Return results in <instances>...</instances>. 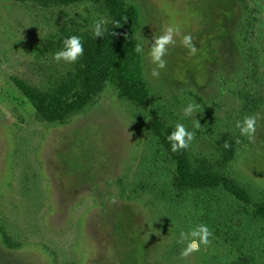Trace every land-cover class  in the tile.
Here are the masks:
<instances>
[{"label": "rangeland", "instance_id": "1", "mask_svg": "<svg viewBox=\"0 0 264 264\" xmlns=\"http://www.w3.org/2000/svg\"><path fill=\"white\" fill-rule=\"evenodd\" d=\"M121 1L139 11L134 40L143 45L148 108L108 82L81 110L50 123L14 81L47 90L75 72L81 57L53 59L59 35L94 37L95 21L110 23L105 0H0V264H264L257 214L264 205V0ZM168 26L180 32L152 77L151 41ZM185 34L194 38V56L180 43ZM193 102L198 112L185 117ZM151 111L167 127L194 131L190 158L240 181L252 203L221 187H175ZM252 115L250 140L235 125ZM200 224L213 233L211 243L181 256L180 232Z\"/></svg>", "mask_w": 264, "mask_h": 264}, {"label": "trees", "instance_id": "2", "mask_svg": "<svg viewBox=\"0 0 264 264\" xmlns=\"http://www.w3.org/2000/svg\"><path fill=\"white\" fill-rule=\"evenodd\" d=\"M26 1V0H17ZM40 6L52 4L71 5L80 0H29ZM110 23L103 37H92L89 34L64 31L59 35L56 48H63L64 39L76 35L82 40L84 52L76 63L75 72L59 84L47 90L32 87L25 82L14 83L26 101L33 107L37 116L44 121L61 122L65 117L78 112L102 87L110 82L121 95L136 106L147 109L149 94L142 70L141 53L135 52V23L139 17L136 7L121 0H105ZM126 19V20H125ZM119 22L120 26H116ZM116 33L115 36L110 33ZM150 125L154 136L174 163V186L179 190H200L223 188L237 201L250 205L252 200L244 185L233 177L216 172L207 161H193L187 149L172 152L168 135L174 129L165 126L153 111ZM232 158V148L225 149ZM258 216L264 218V205L257 207ZM229 264H244L234 261Z\"/></svg>", "mask_w": 264, "mask_h": 264}, {"label": "clouds", "instance_id": "3", "mask_svg": "<svg viewBox=\"0 0 264 264\" xmlns=\"http://www.w3.org/2000/svg\"><path fill=\"white\" fill-rule=\"evenodd\" d=\"M81 14H84L83 9H81ZM108 23L109 21L105 18H100L95 21L92 26L94 37H103L107 31L106 25ZM119 26V22H116L115 27ZM179 32V28L175 26H168L163 30L161 35L153 37L149 51L150 61L155 65L151 71L152 77H159L160 71L166 67L167 61L165 56L169 54V48L175 46V37L179 35ZM110 35L115 36L116 33L111 31ZM145 43L148 44L149 41L145 39ZM180 43L188 50V54L190 56L197 54L198 49L195 46L194 38L191 34L183 35ZM134 50L138 54L143 52V45L137 44ZM83 52L84 47L81 38L79 36L72 35L64 39L62 50L54 53L53 59L56 62L65 61L67 63H75L83 55ZM198 109L199 105L193 102L187 105V107L183 110V114L185 117L192 116L198 112ZM235 126L239 129L242 136H246L251 140L256 134L257 117L255 115L246 116L242 121H237ZM194 127L196 129L201 127L198 120L195 121ZM194 138L195 132L189 131L183 123H176L174 130L171 131L167 137L172 152L187 149ZM236 142L239 143V140ZM224 147L227 149L230 147V144L225 142ZM212 236L213 233L206 225L203 224L195 226L188 232L181 231L177 243L184 244L185 241H187L186 246L181 252V256L187 257L194 252H198L201 245L207 247L211 243L210 237Z\"/></svg>", "mask_w": 264, "mask_h": 264}]
</instances>
